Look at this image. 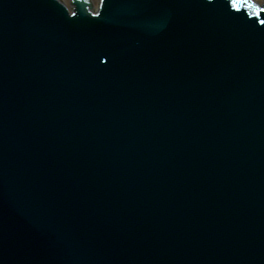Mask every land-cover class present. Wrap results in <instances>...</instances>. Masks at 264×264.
Here are the masks:
<instances>
[{"label": "snow or ice", "instance_id": "snow-or-ice-1", "mask_svg": "<svg viewBox=\"0 0 264 264\" xmlns=\"http://www.w3.org/2000/svg\"><path fill=\"white\" fill-rule=\"evenodd\" d=\"M232 6L237 9H240L242 7L254 8L256 9V13H255L256 15L264 14V7L252 3L250 2V0H232ZM260 22L264 23V20H261Z\"/></svg>", "mask_w": 264, "mask_h": 264}, {"label": "water", "instance_id": "water-1", "mask_svg": "<svg viewBox=\"0 0 264 264\" xmlns=\"http://www.w3.org/2000/svg\"><path fill=\"white\" fill-rule=\"evenodd\" d=\"M21 192L23 193V196H24L23 197V202L21 203V205L16 206V208L13 211H11L10 215H14L16 212H21L22 214L24 213V210H25V190L22 187H17L16 193L19 194ZM218 226H221V225L218 224ZM262 254L264 256V252H262ZM187 256L190 257V253L189 252H188Z\"/></svg>", "mask_w": 264, "mask_h": 264}]
</instances>
